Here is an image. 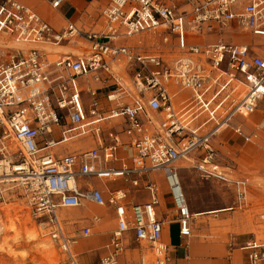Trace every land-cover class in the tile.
<instances>
[{
    "label": "built area",
    "instance_id": "built-area-1",
    "mask_svg": "<svg viewBox=\"0 0 264 264\" xmlns=\"http://www.w3.org/2000/svg\"><path fill=\"white\" fill-rule=\"evenodd\" d=\"M43 1L53 11L66 2ZM99 19L102 28L95 32L75 23L55 30L18 0H0V220L19 192L34 220L45 219L41 225L52 229L51 241L69 263L78 264L70 253L74 241L64 233L57 212L85 205L111 208L116 225L99 264H118L128 233L139 247L147 246L148 254L138 264H174L157 215L162 192L151 175L160 174L166 182L186 247L193 236V216L179 161L199 156L203 178L230 185L237 210L251 205L248 179H231L221 171L215 142L231 132L248 145H264V126L249 133L243 129V120L264 99V57L220 36L241 31L262 37L264 0H186L182 6L168 0H110ZM147 33L169 39L147 45ZM132 38L139 41L123 44ZM66 45L82 53L61 55L52 49ZM118 65L122 70L114 73ZM99 72L113 80L108 110L95 91L78 84L88 77L106 84ZM179 92L187 96L178 100ZM116 119L123 120L122 130L105 132V123ZM86 137L97 139L98 146L80 154H57L63 143ZM118 151L127 160L110 168L107 164L118 160ZM126 178L132 188L148 194L147 202L132 204L128 190L105 195L94 183ZM81 233L87 238L90 229ZM239 249L247 264H264L261 241H247Z\"/></svg>",
    "mask_w": 264,
    "mask_h": 264
},
{
    "label": "rangeland",
    "instance_id": "rangeland-1",
    "mask_svg": "<svg viewBox=\"0 0 264 264\" xmlns=\"http://www.w3.org/2000/svg\"><path fill=\"white\" fill-rule=\"evenodd\" d=\"M168 1L176 6H182L186 0ZM92 6L88 10V14L93 16L98 15L97 4L93 2ZM62 13H66L67 17H71V13L66 8L62 10ZM241 35H243L241 31H238L234 33L225 32L222 36L224 40H234L237 43ZM143 38L147 45L154 44L156 41L169 39L166 34L158 36V34L153 33H147ZM258 39L260 41L264 40L256 37L252 38L251 43L256 42ZM9 45L15 47L14 44ZM261 109L264 110V106ZM254 119L255 115H252L247 120H243L245 133H249L254 125H261V120L255 122ZM70 147L71 149H78L77 142L72 143ZM215 147L217 164L220 167L226 168L227 174L230 175L231 179L246 178L249 180L251 186V205L246 211L237 210L231 186L202 179L195 164L186 160L179 161L178 167L180 168L179 176L181 184L188 204H192L191 210L195 223L194 227H192L193 237L190 242L198 241L201 244L211 243L217 245L222 248V251H225V264H243V254L239 251V247L250 240L264 242L262 240L264 238L262 234L264 220L261 219L264 216V145L261 147L246 145L240 136L224 133L221 138L216 139ZM62 148L66 151L69 150L67 147ZM82 150L85 152L89 151L90 147ZM163 190L165 192V189ZM18 193L16 192L10 201L11 203L4 208L12 213L11 219L14 220L11 221L17 224L15 226L18 229L22 227L21 231L18 230L20 233V243L17 241L15 232H9L0 237V264H25V262L26 264H70L67 256L51 241L50 232L52 229L49 226L41 225L45 219L40 221L34 220L25 200ZM87 208L95 213L100 212V208L93 205H88ZM83 210L62 209L57 214L61 213L68 220L65 222L61 221L64 233L69 238H72L73 241L78 242L75 248L76 253H74L78 264H81V262L83 264H91V261L94 260H97L98 263L101 247L98 248L99 245L90 244L85 247V251H81L83 248L82 243L91 242L92 239L100 237V234L103 235L105 232L110 233L112 224L107 229L100 228L93 218L79 217L83 213ZM201 214L204 217L208 216V218L204 219L205 226L197 225L198 227L196 228L197 217H199L197 215ZM102 215L106 216V213H102ZM2 221L8 225L7 218L3 217L0 222ZM107 221V217L102 220L103 223ZM82 228H90L91 235L89 238L82 239L80 237V230ZM34 231H36L35 236L37 237H33L34 239L30 240V235ZM178 233V225L170 226L171 242L174 246L180 243ZM48 241H50L52 246H48ZM9 249L11 251L8 252ZM173 257L175 256L173 255ZM211 258L218 260L220 255H212Z\"/></svg>",
    "mask_w": 264,
    "mask_h": 264
},
{
    "label": "crops",
    "instance_id": "crops-1",
    "mask_svg": "<svg viewBox=\"0 0 264 264\" xmlns=\"http://www.w3.org/2000/svg\"><path fill=\"white\" fill-rule=\"evenodd\" d=\"M18 1L25 4L26 6H28L30 8H32V9H34L44 19H46L54 27L55 30L62 29V27L65 26V24H67V23H75L78 27H80L86 31L95 32V31H98L102 28V21L99 19V14H100L101 10L109 4L110 0H90V1H87V0H66L65 4L57 11L51 10L49 8V6L43 0H18ZM93 2H95L97 4V10H98V15H94V16L88 14V10L91 9V7H93L92 6ZM65 8L71 13V17H67L66 13H62V10ZM241 33L243 35H241L238 38L237 43L234 42V40L233 41L224 40L222 35L220 37H221V40H223L224 42H227V43L249 46L251 54L257 55L260 57H264V40L260 41L258 39L256 42L251 43L252 38H256L258 36H253L252 34L245 33V32H241ZM263 36L260 38L264 39ZM206 40H208V38H206ZM138 41H139L138 38H132L130 40L123 42V44L133 45V44H136ZM15 47H18V46L15 45ZM20 47L24 48L26 46L20 45ZM52 49L55 50L54 52L61 54V55L64 54V55L77 56V55L82 53L81 50H78V48H76L75 46H72V45L55 47ZM119 65L113 66L114 73H118L119 71L122 70L121 66H119ZM98 75H99L101 81H106V84H102L101 82H94L90 77L80 78L78 80V84L80 85V87L82 89H89V90L95 91L96 92V98H97L100 106L102 108H104L105 110H108L109 108H112V104L107 102L106 96H108L110 93H112V90L114 89L113 80H112V78H110V75H108L104 72H99ZM179 93H178L179 94L178 100H181L180 98L187 96V93H185V92H179ZM82 101H83V104L85 106L89 104V98H88L86 92H84L82 95ZM125 102H129V101H125ZM258 106H259V111L257 112V110H258V107H257V110L253 114V115H255L254 120H255V122H258L259 120H261L262 121L261 125H263L264 124V110H262L261 108H262V106H264V99L258 104ZM257 125H260V124L254 125L253 128H255ZM123 126H124L123 120L122 119H116V120H112L110 122H106L104 125V129H105V132L108 130H112L114 132H120L122 130ZM225 133H231V132H225ZM56 137H57V135H56ZM102 141L104 143L106 142L105 133L102 135ZM74 142H77L78 149H71L70 146ZM244 143H245V141H244ZM66 144H68V145H66ZM64 145H66V146H64ZM246 145H248V144H246ZM96 146H98V140L95 138H94V140L92 138H89V137L76 138V139L69 140V141L63 143L60 147H58L56 149V152L60 156L67 155V154H80V153L85 152L82 149H85L86 147H90V149H92ZM62 147H67L69 150L66 151ZM77 151H78V153H77ZM116 155H117L118 160L115 163L109 162L107 164V166H109L110 168H114L115 166L119 168L121 166V164L127 160L125 152L118 151V153ZM186 161L195 164V167H196L197 171L199 172L198 166L201 163L199 156L193 155L190 158H187ZM219 168L221 169V171L225 175H227L230 178V175L227 174L226 168H223L220 166H219ZM199 174H200L202 179H205L202 177V174L200 172H199ZM151 178L158 183V185L161 189V192H162L161 200H160V206L157 209V215H158V218L163 221L164 238L170 246L171 258H172L173 263L174 264H225L224 263L225 262L224 257L226 255L225 251L224 250L222 251L221 250L222 248L218 247L217 245H213L211 243L201 244L198 241H193V242L189 241V245L186 247V240L184 238H181L179 233H178V236L180 239V243L176 246L172 245L171 236H170V226L178 225V224L175 223V220L173 218V210H172L171 200H170V197L168 194L167 185H166L165 180L163 179V177L160 174H153V175H151ZM205 180H211V181H214V182H217L220 184H224L220 181H217L216 179H205ZM248 182H249V180H248ZM94 183L104 192L105 195H108V193H113V192L118 191V190H126V191L128 190L130 192V200H131L132 204L145 203L149 199V196L146 192H144L142 190L138 192L136 189L132 188L130 186L128 178L123 179V180H116V181L97 180ZM227 186H230V185H227ZM250 188H251V186H250ZM163 189H165V192ZM87 206L88 205H85L83 208H81L84 210H83V213L80 214V216H79L80 218H89V219L93 218V220L97 223V226H99L100 228H103V229L109 228L112 224V230L110 231V233L105 232V233H103V235L100 234V237L92 239L91 242H84V243L81 242L83 244V246H82L83 248L81 251H85V249H86L85 247H87L90 244L91 245H93V244L99 245L98 248L101 247L99 250V251H101V253L98 251L100 253L99 254L100 255L99 261H100L102 256H104L106 253H108V249H109V246L111 243L112 232H113L115 225H116L115 224V218H114V212L111 208H100L103 210H100V212H98V213H95V212L88 213L85 211V208H87ZM188 206H189L190 212L193 216V213L191 210L192 204L190 203V204H188ZM102 213H106V216H103ZM197 216H199V217H197L196 228L198 227L197 225H200L202 227H203V225L205 226V224H204L205 220L204 219L208 218V216L204 217V215H202V214L197 215ZM106 217L108 218V221L106 223H103L102 220ZM57 218H58L59 222L68 221L65 219L64 215H62L61 213L57 214ZM194 225H195V223H194V217H193L192 227H194ZM84 229H86V228H82L80 230V237L82 239H87L90 236L87 238H84L81 236V234H82L81 232ZM88 229H90V228H88ZM262 234L264 236V230H263ZM192 235H193V228H192ZM262 240H264V238ZM261 242L264 243L263 241H261ZM123 243H124L125 249H124L123 254L120 256V258L118 260V264H138L140 256L142 254H144V255L148 254L147 246H142V247L140 246L139 247L137 244L134 243L132 233H128L124 236ZM77 245H78V242L74 241V244H72V246L70 247V253H71L72 257H74V253H76L75 248L77 247ZM239 251H240V249H239ZM242 254H243V252H242ZM173 255L175 257H173ZM212 255H220V258L218 260H214L211 258ZM185 256H188L187 261L185 260ZM99 261H98V263H97V260L91 261V264H99ZM243 262H244L243 264H247L246 256L244 254H243ZM81 264H83V263L81 262Z\"/></svg>",
    "mask_w": 264,
    "mask_h": 264
},
{
    "label": "bare ground",
    "instance_id": "bare-ground-1",
    "mask_svg": "<svg viewBox=\"0 0 264 264\" xmlns=\"http://www.w3.org/2000/svg\"><path fill=\"white\" fill-rule=\"evenodd\" d=\"M11 143V142H10ZM66 145H68V144H66ZM66 145H64V146H66ZM11 149L12 150H15V148H14V146H12L11 147ZM100 210H103V209H100ZM85 211L86 212H88V213H93L94 211H92L91 209H89V208H85ZM60 214V213H59ZM3 215H4V218H7L8 219V225L7 224H5V223H3V221L2 222H0V237H2L3 235H6L7 233H9V232H15V234L17 235V241L20 243V233H19V231L18 230H20L21 228H17V226H15V224L16 223H14V222H12L11 220H14V219H11L12 218V213L11 212H9L7 209H5L4 208V213H3ZM14 217V216H13ZM15 218V217H14ZM25 222V221H24ZM20 223V222H19ZM34 224V223H33ZM7 225V226H6ZM17 225V224H16ZM30 225V224H29ZM22 230V229H21ZM20 230V231H21ZM35 234H36V231H34V233H32L30 236H31V239L30 240H32V238L33 237H37V236H35ZM29 238V237H28ZM34 239V238H33ZM16 242V241H15ZM17 242V243H18ZM47 244H48V246H52V244L50 243V241H48L47 242ZM74 244V243H73ZM72 246V245H71ZM8 248V247H7ZM7 250V249H6ZM9 251H11L10 249L8 250V252ZM4 252V251H3ZM21 264V263H20ZM25 264H26V262H25Z\"/></svg>",
    "mask_w": 264,
    "mask_h": 264
}]
</instances>
